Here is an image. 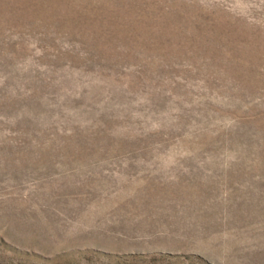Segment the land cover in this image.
I'll use <instances>...</instances> for the list:
<instances>
[{"label": "rangeland", "instance_id": "374dc122", "mask_svg": "<svg viewBox=\"0 0 264 264\" xmlns=\"http://www.w3.org/2000/svg\"><path fill=\"white\" fill-rule=\"evenodd\" d=\"M0 264H264V0H0Z\"/></svg>", "mask_w": 264, "mask_h": 264}]
</instances>
